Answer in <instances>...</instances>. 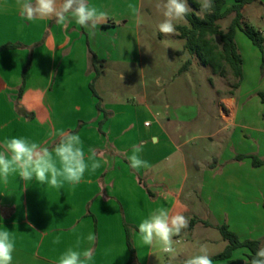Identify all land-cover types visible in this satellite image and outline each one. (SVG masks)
I'll return each instance as SVG.
<instances>
[{
  "label": "crops",
  "instance_id": "crops-1",
  "mask_svg": "<svg viewBox=\"0 0 264 264\" xmlns=\"http://www.w3.org/2000/svg\"><path fill=\"white\" fill-rule=\"evenodd\" d=\"M88 3L107 14L92 36L74 20L66 26L55 19L29 22L19 15L17 0H0V46L17 45L0 51V143L26 137L51 145L49 133L65 130L80 135L86 152L93 149L109 161L86 171L75 187L56 190L35 181L25 186L18 175L0 183V229L15 238L12 264H56L78 238L81 250L93 249V264H169L163 253L139 241L137 225L159 207L181 212L189 222L175 238L181 243L172 264L192 255L187 245L199 226L204 228L199 246L220 241L224 249L227 242L218 230L224 224L239 241L258 240L264 247V164L254 167L250 158L264 160V112L255 113L253 125L240 102L222 98L223 126L210 135L217 140L206 145L208 155L203 158L196 147L185 150L181 119L151 104L160 102L162 91H147L143 83L124 95L111 87L108 99L98 93L107 72L114 81L134 67L142 69L140 15L128 8L134 4L141 13L142 1ZM95 69L103 112L89 89ZM135 145L142 146L140 156L150 167H130L127 156ZM89 233L96 237L92 243ZM57 236L60 242L53 243ZM248 254L238 248L229 259L213 262L244 264Z\"/></svg>",
  "mask_w": 264,
  "mask_h": 264
},
{
  "label": "clouds",
  "instance_id": "clouds-1",
  "mask_svg": "<svg viewBox=\"0 0 264 264\" xmlns=\"http://www.w3.org/2000/svg\"><path fill=\"white\" fill-rule=\"evenodd\" d=\"M202 11H211L213 0H198ZM19 15L29 22L55 19L56 23L66 26L71 20L88 30L89 36L94 34L97 25L106 19L107 14L88 0H17ZM157 9L164 19L158 24V30L164 35L176 31L175 23L185 21L191 11L186 0H158ZM128 8L134 16L139 17V9L134 4ZM53 138L47 142H36L26 137L5 138L0 143V183L7 185L9 178L18 175L25 182L35 181L39 185L60 190L65 184L75 187L84 179L86 171L95 172L107 159L97 157L95 150L85 151L83 141L78 133L65 130H53L49 133ZM195 138V137H193ZM142 146H133L131 155L127 156L132 169L150 167L141 158ZM188 219L181 212L173 213L168 208L159 207L151 211L137 225L141 246L165 254L169 264L177 260L178 245L184 229L188 227ZM89 243L95 241L94 233L86 237ZM57 236L53 243H59ZM15 250V238L7 229H0V264H12ZM94 251L91 247L81 250V239L75 247H69L58 258L56 264H93ZM179 264H214L206 248L187 256ZM250 264H264V247L259 248Z\"/></svg>",
  "mask_w": 264,
  "mask_h": 264
},
{
  "label": "rangeland",
  "instance_id": "rangeland-1",
  "mask_svg": "<svg viewBox=\"0 0 264 264\" xmlns=\"http://www.w3.org/2000/svg\"><path fill=\"white\" fill-rule=\"evenodd\" d=\"M141 1L139 37L142 69L134 67L129 71L128 77L114 81H111V74L107 72L97 84L98 93L108 99L111 87H117L118 94L124 95L130 89L140 90L143 83L147 91H162L160 102L156 104L151 102L152 106L161 107V112H165L166 109L168 114L178 121L181 119V138L188 140L184 149L191 151L196 147L205 158L208 155L204 150L206 145L217 140L210 135L223 126L218 110L219 105L223 106L222 98L234 97L238 103L240 102L241 111L244 110L243 116L249 118L253 125L258 122L254 118L255 113L264 112V103L260 102L259 96V93H264L262 55L242 32L237 31L235 43L242 58V78L235 87L237 80L226 63L221 62L220 69L215 70L211 65L203 64L197 56L190 55L184 50L185 41L178 37L177 31L169 35L159 32L158 24L164 17L156 7L158 0ZM195 1L198 3V0ZM234 1L226 0V6ZM186 3L191 9L189 13L202 17L205 11L194 9L188 0ZM242 15L243 23L252 25L264 35V0H255L245 5ZM232 17L233 15H230L219 22L223 30ZM186 24V20L176 22L175 27ZM217 41L218 38L215 37V42ZM187 60H190V65L187 70L181 71ZM224 116L226 115H223V118L227 120ZM202 231L203 227L196 228L194 242L187 245L188 255L196 253L200 246L206 248L209 255L221 252L223 243L220 241L198 245L200 239L198 234ZM161 255L168 257L165 254Z\"/></svg>",
  "mask_w": 264,
  "mask_h": 264
},
{
  "label": "trees",
  "instance_id": "trees-1",
  "mask_svg": "<svg viewBox=\"0 0 264 264\" xmlns=\"http://www.w3.org/2000/svg\"><path fill=\"white\" fill-rule=\"evenodd\" d=\"M188 1L194 9L201 10L199 3L195 0ZM253 1L255 0H235L232 4L226 6V0H213V8L211 11H205L202 17L189 13L186 17L187 24L175 27L178 32V37L185 41L184 50L190 55L197 56L203 64H209L215 70L220 69L221 62L226 63L233 77L237 80L234 84L235 87L239 85L242 78V58L235 43L237 31L242 32L252 45L257 48L262 55V62L264 63V37L262 31L255 29L248 23H243L242 9L245 5ZM230 15H233V17L226 29L223 30L219 22ZM215 37L218 38L217 42H215ZM15 47H17V45H3L0 46V51ZM190 63V60H187L180 70H187ZM94 72V77L89 83V89L92 96L97 100L96 109L103 112L101 98L95 90V81L99 75V71L95 69ZM259 96L261 102L264 103V93H259ZM105 118L106 115L104 119ZM244 157L245 156H241L239 158ZM250 158L252 159V165L254 167L264 164V160L256 156H250ZM147 192L150 195V191L147 190ZM203 224L206 225L207 223L203 222ZM218 230L222 238L227 242V245L222 252L211 257L212 260L229 259L233 250L244 247L249 250V254L247 255L248 261L244 264H250L256 251L260 248V242L258 240L239 241L235 234L230 232L224 224L219 226ZM127 246L130 254L129 261H132L134 258V251L128 240ZM227 264H232V261H229Z\"/></svg>",
  "mask_w": 264,
  "mask_h": 264
},
{
  "label": "water",
  "instance_id": "water-1",
  "mask_svg": "<svg viewBox=\"0 0 264 264\" xmlns=\"http://www.w3.org/2000/svg\"><path fill=\"white\" fill-rule=\"evenodd\" d=\"M237 264H243L242 262H238Z\"/></svg>",
  "mask_w": 264,
  "mask_h": 264
},
{
  "label": "built area",
  "instance_id": "built-area-1",
  "mask_svg": "<svg viewBox=\"0 0 264 264\" xmlns=\"http://www.w3.org/2000/svg\"><path fill=\"white\" fill-rule=\"evenodd\" d=\"M148 123H146V125H147Z\"/></svg>",
  "mask_w": 264,
  "mask_h": 264
}]
</instances>
